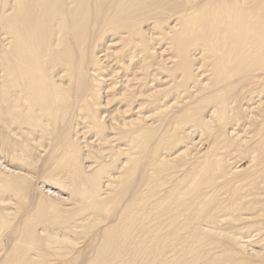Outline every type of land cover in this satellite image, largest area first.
<instances>
[{
	"label": "bare ground",
	"instance_id": "bare-ground-1",
	"mask_svg": "<svg viewBox=\"0 0 264 264\" xmlns=\"http://www.w3.org/2000/svg\"><path fill=\"white\" fill-rule=\"evenodd\" d=\"M1 115L58 141L70 194L116 215L89 264H190L204 254L183 260L188 241L264 237V0H0ZM36 219L7 264H47ZM10 228L0 216V253Z\"/></svg>",
	"mask_w": 264,
	"mask_h": 264
},
{
	"label": "rangeland",
	"instance_id": "rangeland-1",
	"mask_svg": "<svg viewBox=\"0 0 264 264\" xmlns=\"http://www.w3.org/2000/svg\"><path fill=\"white\" fill-rule=\"evenodd\" d=\"M107 40L108 39H106L105 43L107 42ZM105 46H101V48L105 49ZM165 48L166 47L164 46L163 49ZM199 57L200 56H198L197 58ZM195 63H197V61H195ZM208 74H210V72H208ZM119 92L120 91H118V94ZM111 109L115 113L118 110L123 111L125 108L123 104L117 102L112 106ZM137 111L138 107H136V110L131 113V118L135 117L133 113ZM144 114L149 115L150 111H145ZM110 118L111 117H109L108 119ZM0 119V216L4 217L8 222H10L11 227L5 233V250L3 251L5 254L3 252L0 253V264H7L10 259L14 258L13 255H16L17 258L20 252L30 247L29 245L31 241H33L32 239H22L21 241L19 239L21 237L23 238V233L26 232V220H31L32 218H37V221H35L31 225V231H35V240L39 239L37 241V243L39 242L38 245L34 247V252H41L43 253L42 256L48 255L47 257L42 259L44 263L46 262L47 264H89L95 258L94 256H96L95 252H97V247L99 246V243L101 241V236H103L102 230L104 228H107V224L111 222L116 215L113 214L109 221H104V219L106 220V216L104 213L101 214L100 211L94 213L93 211H89L83 208V206L86 205H81L79 202H77L78 198L70 194L67 188V184L70 182V178L69 175H67L68 172L66 171V167L62 166V161L64 162L63 157L66 152L63 147L60 148L58 146V141L54 142L48 139L39 141L40 138H33V136L27 133L22 134L19 126L13 127V130H11V120L7 118V116L4 117V115H1ZM23 127L24 129L27 128L26 126ZM25 131L27 132V130ZM22 135L24 136L22 137ZM88 139L89 137L86 139L88 142L86 140L84 142L81 140L84 143H82V146L85 147L83 149V154L85 158L87 155L86 149L89 150V153H95V150L98 149L97 142L91 143L90 145L93 146L91 147L89 143L93 142L94 139ZM26 141L28 143H25ZM85 142L87 143V145ZM42 146L45 148H43ZM86 146L89 147L86 148ZM46 148L47 151H44L46 150ZM181 148L182 145H176L174 148L176 150L172 153L177 152V150H180ZM207 148H209V146L206 144L202 148L199 147L194 150H198L204 153L208 151ZM45 152H47V154H45ZM91 159L89 158V160H87L93 163L94 159ZM249 164L250 161L246 159L243 162H239L238 166L241 165V169L248 170ZM140 171L143 170H140L139 168L133 177V186H141V176L144 171ZM24 178L26 181L23 180ZM63 181H65L66 183ZM76 183L79 184L80 181L78 180L76 181ZM82 188L85 189V187ZM52 191H54V193ZM130 195L127 196L125 201H129L130 199H132L130 198ZM74 199H76V201ZM85 203L88 204L87 202ZM53 206H58L57 208L59 211L55 212V214H53L51 218H58L59 221H54L52 222V224H47L45 220H47V216L53 210ZM37 212L39 213V215H36ZM74 215H76L77 217ZM101 219L104 222H100ZM95 222L96 225H94ZM251 231L252 229L250 230V233H244L242 235L243 237H241L242 241L240 240L237 245L231 244L230 242H228V240L224 241V239L222 240V238L220 240L217 236H215L214 238V236L209 235V239V236L207 235L208 237L206 239H209V241L211 240V243L209 244V241L206 240L208 243L206 245H208V247L199 245V250L206 248L201 251L198 250L199 253L197 251V253L195 251L192 253H188L189 247L192 242L188 241L187 243L186 240V244H182L184 245L182 246V250L184 251L183 260H185L187 257H189L187 258V260H192V258L194 259L196 255L198 256L201 254V252H203L204 255L201 254L203 255V257L200 261L192 260V263L190 264H235L236 262H240V264H264V237L260 236L262 237L260 238L259 235H256V232L253 231L251 233ZM43 232L46 235L42 234ZM234 233L237 234L238 232L235 230ZM255 235L256 238L258 236L260 239L257 238L256 240ZM46 236L49 237V239H52V241L60 240L62 243H58V247H56L57 249L54 248L53 250L50 246L48 247L46 245ZM251 238L252 242L254 243L250 242ZM214 239H216L215 242L212 241ZM248 240L250 243H248ZM75 242L77 243L76 245H78L79 248L75 245ZM216 242L217 244L215 245ZM71 244L75 246L73 247L71 246ZM249 244L255 245L251 246ZM204 250L207 251L204 252ZM231 255L235 256L236 258ZM232 259L236 262H234ZM231 261H233V263H231Z\"/></svg>",
	"mask_w": 264,
	"mask_h": 264
}]
</instances>
